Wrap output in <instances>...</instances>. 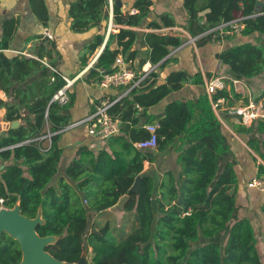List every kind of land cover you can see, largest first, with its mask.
<instances>
[{"label":"trees","instance_id":"obj_1","mask_svg":"<svg viewBox=\"0 0 264 264\" xmlns=\"http://www.w3.org/2000/svg\"><path fill=\"white\" fill-rule=\"evenodd\" d=\"M152 4V0H136L131 8L137 13L132 9L124 12L114 4V21L124 27L110 34L94 63L96 70L90 69L89 75L100 79L99 69L113 70L120 53L138 78L146 73L138 71L147 62L156 67L112 104L109 112L121 120L120 133L98 150L79 146L61 174V138L72 123L70 108L75 95L68 91L69 101L64 105L53 100L67 83L57 67L56 43L42 41L35 57H9L5 50L18 21L10 18L4 22L0 89L8 99L0 97V115L5 109L3 119L10 125L0 131V159L12 163L0 170V199L6 208L19 204L28 218L40 215L36 230L40 236L57 237L46 250L62 261L75 263L87 251L88 264H264V252L259 251L262 233L238 202L239 161L220 120L235 117L229 108L238 101L248 103L250 95L257 102L264 99V86L258 94L245 95L235 90L232 81L241 80L252 91L256 89L254 79L264 82V6L258 9V0H183L187 12L183 27L189 37L145 33L149 51L136 63L134 28ZM109 5L110 0H74L69 8L71 29L84 32L101 25L109 17ZM42 9L35 11L45 22L47 11ZM238 13L247 17L241 34L260 35L218 52L223 71L174 70L163 83H156L157 68L167 63L170 48L181 46L190 37H196L197 46L232 40L237 35L232 27L218 26ZM176 24L174 16L164 12L148 26ZM103 40L104 34H98L89 52L93 54ZM115 40L121 49L111 47ZM82 64L87 65L86 57ZM219 74L226 75L225 86L209 95L206 84ZM186 84L199 85L204 91L194 99L169 102L161 115L148 112ZM18 120L20 125L13 127ZM153 122L158 123L156 149L137 148L135 143L149 136L145 124ZM233 127L255 152L254 160L261 159L257 175L264 176V118L249 125L239 121ZM48 134L50 140L45 137ZM170 152L176 153L179 172L168 169L159 175L156 169H145V161L153 164L160 154ZM138 176L139 192L132 193ZM126 194L130 198L120 211L117 204ZM110 208L122 214L115 226L111 220L97 221ZM22 258L20 243L2 232L0 264H21Z\"/></svg>","mask_w":264,"mask_h":264},{"label":"crops","instance_id":"obj_2","mask_svg":"<svg viewBox=\"0 0 264 264\" xmlns=\"http://www.w3.org/2000/svg\"><path fill=\"white\" fill-rule=\"evenodd\" d=\"M73 1L74 0H0V37L3 35V24L7 19L15 18L18 21L9 48L5 50V53L9 57L18 54L27 57H35V49L40 47L42 41L47 43L48 40H52L56 43L57 54L54 53V56L57 58V67L63 76L72 79L70 91L75 95L74 102L70 108L72 123L89 117V115L94 112L97 105L102 101H112L113 98H116L113 100V102H115L126 95L131 89H127V87L124 86L103 88L99 85V76L89 75V70L95 68L94 63L104 49L110 34H116L124 27L114 21V0L113 3L110 2L109 5L108 19L104 20L101 25L92 27L84 32H75L70 27L71 19L69 17V8ZM135 1L136 0H122V11L125 12L132 9L131 7ZM152 1L153 4L150 6L148 15L139 26L134 28V30L137 31V37L132 49L137 51L136 63H138L142 57H145L149 51L148 45L144 42L145 33H169L182 37H189V33H187L183 27L187 19V12L183 6V0ZM258 2L263 3L257 5V8L261 9V7L264 6V0H258ZM42 6L47 11V19L45 22L39 18L38 13L35 11V9L44 11ZM131 12L137 13L138 10L132 9ZM164 12L171 13L177 24L161 28H152L148 26L151 21L157 19L158 16ZM47 32H50L53 38H48ZM98 34H104V40L102 45L91 54L88 47ZM259 35L258 32H254L249 36L238 35L232 40L209 42L204 46H197L195 41L190 40L192 38L190 37V39L181 46L170 48V54L165 58H168L167 63L163 68H157L158 76L156 83H163L170 72L180 69H185L190 73H195L198 70L202 72L212 71L214 73H220V71H223L225 68H221L222 66L216 57L218 52L231 45L254 40ZM111 47L121 49V46L116 40ZM119 55L124 57L122 53ZM82 57L87 58V65L85 66L82 64ZM155 67L156 66L152 65L150 62H147L138 72H150ZM217 77H226V75L219 74ZM203 91V87L199 85L186 84L180 90L171 92L159 103L150 107L148 112L154 115H161L169 102L179 99H194L202 94ZM0 97L2 99H8L5 91L2 89H0ZM138 109L140 110L141 107L138 106ZM4 113L5 109H2L0 115V131L7 129L10 125V123L3 119ZM220 120L222 122L223 132L229 138L232 149L236 153L239 161L236 165V171L239 177L238 202L243 212L252 219L257 231L264 235V191L248 186V182L257 175V164L261 159H258L257 162L254 160L256 154L246 144L245 137L235 132L233 125L239 122L237 117L230 119L220 117ZM21 122L22 121L18 120L17 126H19ZM88 125V123L79 124L76 127L69 128L62 134L61 146L63 148V155L61 162L65 160V165L61 173H63L79 146L86 144L91 149L98 150L107 145V141L89 134ZM234 134L238 137H234ZM248 150H251L253 153H250ZM168 156L169 153L161 154L158 156L157 161L168 164ZM10 163H12V161L3 163L0 159V170L3 169V165L5 167ZM147 165H150L149 161H145L144 167ZM169 169H173V167ZM166 170H168V168ZM166 170H159V174L162 175ZM109 210H111V208ZM262 234L261 238H264Z\"/></svg>","mask_w":264,"mask_h":264},{"label":"built area","instance_id":"obj_3","mask_svg":"<svg viewBox=\"0 0 264 264\" xmlns=\"http://www.w3.org/2000/svg\"><path fill=\"white\" fill-rule=\"evenodd\" d=\"M113 3V0H110ZM247 17L241 13L237 15L235 19L227 23H223L218 26L219 29L229 25L235 32H241L245 26L244 20ZM48 38H53L50 32H47ZM196 37L191 38V41H195ZM111 71L106 69H99L100 79L99 85L103 88L111 87H127L133 88L140 84L142 79L146 76L147 71H144L143 75L138 78L136 71L129 67L128 62L122 55H118L112 66ZM67 81L66 85L58 90L54 95L53 100L58 101L60 104L64 105L69 101V93L72 86V79L63 76ZM225 77H215L211 79L206 84V90L209 95L214 93L217 89L223 88L225 86ZM235 90L239 92V85L244 83L238 79H232ZM130 91V90H129ZM128 91V92H129ZM114 102L113 101H102L97 105L94 112H92L89 117L84 120L71 123L67 129L71 127H76L82 123H88V132L90 135L97 137L101 140H108L113 136L120 133L121 120L118 117H114L110 114L109 110ZM217 103L213 104L214 108H217ZM264 99L260 101H255L250 95L248 103H241L229 108V112L239 119V121L245 125H249L253 120L258 118H264ZM158 127L157 122L145 124V128L149 131V136L135 143V146L139 149H156L158 144V135L156 129ZM51 134L45 137L50 140ZM43 137V138H45ZM249 187L256 188L260 191H264V176L256 175L248 182ZM4 207L3 199H0V208Z\"/></svg>","mask_w":264,"mask_h":264},{"label":"water","instance_id":"obj_4","mask_svg":"<svg viewBox=\"0 0 264 264\" xmlns=\"http://www.w3.org/2000/svg\"><path fill=\"white\" fill-rule=\"evenodd\" d=\"M114 4L123 9L122 0H114ZM258 4H263L258 2ZM95 70V68H93ZM18 122L12 123V126H17ZM141 176H138L131 187L132 193H138L140 189ZM130 195H124L117 204V208L124 210L126 202ZM42 221L39 215L36 218H28L23 215L20 210V205L17 204L13 208H2L0 210V234L7 232L13 236L22 248L23 258L21 264H88V252H84L80 259L75 262L62 261L54 257L46 250V246L54 242L56 236H40L36 230L38 223Z\"/></svg>","mask_w":264,"mask_h":264},{"label":"rangeland","instance_id":"obj_5","mask_svg":"<svg viewBox=\"0 0 264 264\" xmlns=\"http://www.w3.org/2000/svg\"><path fill=\"white\" fill-rule=\"evenodd\" d=\"M235 33L237 34L236 36L242 35L241 32H235ZM253 83H254V87L256 88V89H253V91H252V89H249L245 83H243V84L241 83L239 85V87H238L239 92H241V93H243L245 95H250L251 92H253V94L254 93L258 94L260 92L261 88L264 86V82L261 79H254ZM241 103H242V101H238L236 104L239 105ZM233 136L236 137V138L238 137L235 134ZM248 151L250 153H253L251 150H248ZM167 160L169 161L168 164L164 163L162 161H156L153 164L147 165V166H145L146 170L153 168V169H156L158 174H159V172H160L159 170L163 171V170H166L167 168L169 169V168L173 167L172 170L175 169L174 170L175 172H179L180 171V165L177 162V157H176V153L175 152H170ZM260 162H261V160H260ZM64 165H65V160H63L60 163L59 172H58L59 174L62 172V169H63ZM2 208H6V207H2ZM121 216H122V214L116 208H112L111 210H108L104 214L98 216L97 217V221H100L101 223H104L107 220H111L112 225L115 226V225H117V222L120 220ZM259 238H260L259 251L260 252H264V238H261V237H259ZM89 259H90V257H89Z\"/></svg>","mask_w":264,"mask_h":264},{"label":"bare ground","instance_id":"obj_6","mask_svg":"<svg viewBox=\"0 0 264 264\" xmlns=\"http://www.w3.org/2000/svg\"><path fill=\"white\" fill-rule=\"evenodd\" d=\"M0 210H1V208H0Z\"/></svg>","mask_w":264,"mask_h":264}]
</instances>
